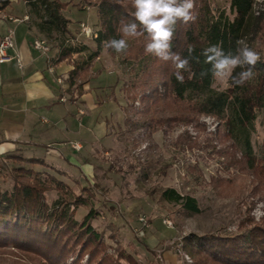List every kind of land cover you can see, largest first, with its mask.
<instances>
[{"label": "trees", "instance_id": "16d2710c", "mask_svg": "<svg viewBox=\"0 0 264 264\" xmlns=\"http://www.w3.org/2000/svg\"><path fill=\"white\" fill-rule=\"evenodd\" d=\"M25 1L34 16V26L52 45L60 48L57 62L69 63L73 56H81L78 61L73 60L68 79L70 90L78 96L92 78L93 62L100 53L106 51L112 58L118 55L103 42L121 38L122 22L134 20V0ZM74 1L79 10L96 9L99 28L94 30L96 38H92V49L81 43L73 44L75 36L68 37L69 21L63 11ZM230 9L233 19H229L224 11L213 8L211 0H195V22L185 25L177 21L170 52L189 58V48L192 49L190 71L182 72L183 84L175 79L170 60L161 61L145 52V45L150 42L146 33L137 38H126L129 49L119 56L122 62L130 65L127 97L131 106L138 103L135 119L130 122L133 130H143L150 137L159 131L166 135L180 124L197 125L203 116L213 118L235 149L233 131L240 129L245 133V150L238 152L239 160L233 156L230 165H239L241 170L251 173L260 187L256 195L259 200H264V139L261 155L256 158L245 132L246 126L264 110V1L230 0ZM53 33L55 39L51 38ZM237 40H244L259 53L256 76L244 86H232L228 81L225 90L217 91L212 88L213 77L210 65L204 62L203 50L222 42L225 54L235 53ZM240 71L237 68L233 75ZM201 72L207 74L201 76ZM218 138L217 134L215 140ZM180 143L193 146L186 139H180ZM32 164L44 166L42 160L25 158L20 151L0 158V253L20 254L24 260L14 264H122V261L138 264L122 248H116L114 254L107 253L108 246L102 233L92 226L101 211L91 203L94 195L87 186L81 187V194L86 192L88 197L76 195L60 179L64 177L62 172L37 171ZM52 192H57L61 200L48 205L45 196ZM161 198L179 206L183 212H200L194 198L182 196L174 189H165ZM88 207L87 213L76 220L77 210ZM112 208L107 206L106 212L111 213ZM141 243L147 253L155 256L144 241ZM181 250L190 257L191 264H264V217L255 222L246 216L238 223L234 234H190L182 238Z\"/></svg>", "mask_w": 264, "mask_h": 264}, {"label": "rangeland", "instance_id": "374dc122", "mask_svg": "<svg viewBox=\"0 0 264 264\" xmlns=\"http://www.w3.org/2000/svg\"><path fill=\"white\" fill-rule=\"evenodd\" d=\"M59 1L68 3L70 0ZM257 1L262 3L264 0ZM76 4L77 1H74L63 11V16L69 21L68 37L75 36L73 44L81 43L92 49V38L81 36L79 32L81 23L98 30L96 9L87 7L79 10ZM211 5L233 19L230 0H211ZM51 36L56 38L55 33ZM80 57L75 55L73 59L78 61ZM98 74L101 77L96 78ZM92 77L97 81L92 84L102 86L101 90L106 93L101 98L102 102H109L98 117L106 121V131L111 136H104V140L100 141L108 146L105 140L111 139L112 151L101 162V171L96 172L94 178L87 180L77 169L71 168L69 177L62 176L60 179L76 195L82 193V186H87L94 195L90 201L101 214L92 226L102 233L108 246L107 253L114 254L119 247L131 254L138 264H162L157 256L163 254L172 256L178 264H191L190 257L181 250L183 237L190 234H234L238 223L246 216L255 222L262 220L264 200H259L256 195L259 185L254 182L251 173L241 170L239 165H230L231 158L234 156L236 159L232 160H239L238 152L245 150V133L238 128L233 131L236 149L232 148L217 121L203 116L198 119L197 125L180 124L166 135L159 131L148 137L143 130H133L131 126L138 103L131 106L127 97L130 65L122 62L119 55L112 58L102 51L93 62ZM109 84L115 85L109 87ZM227 87L228 82L213 78V89L222 91ZM66 106L75 115L76 106L70 103ZM89 116L91 114L86 111L84 122L90 121ZM245 132L249 136L252 155L259 157L264 139V110L246 126ZM217 134L219 138L215 140ZM91 135L87 132L85 136L90 140ZM180 139H186L193 146L182 145ZM23 156L31 157L28 153H23ZM35 156L45 154L42 152ZM60 162L66 163L64 160ZM31 166L37 171L42 170L39 164ZM165 189H174L182 196L194 198L200 212H183L179 206L164 201L161 193ZM81 195L88 197L86 192ZM45 199L48 205L61 200L57 192L46 194ZM107 206L113 207L111 213L106 212ZM88 209L79 208L75 219L79 221ZM140 218L145 220L147 227H142ZM141 241L154 251L155 256L145 251ZM23 260L20 254L11 251L0 253V264ZM122 264L127 263L122 261Z\"/></svg>", "mask_w": 264, "mask_h": 264}, {"label": "crops", "instance_id": "0c3cea01", "mask_svg": "<svg viewBox=\"0 0 264 264\" xmlns=\"http://www.w3.org/2000/svg\"><path fill=\"white\" fill-rule=\"evenodd\" d=\"M25 17L27 20H23ZM8 34L13 36L14 48L5 52L10 61H0V158L20 151L31 155L28 158L42 160L41 172L58 170L69 177L70 169L75 168L87 180L94 178L113 143L106 138L108 146L101 142L104 136L111 137L106 121L98 117L109 103L101 100L106 93L102 86L92 84L101 75L92 77L80 96L74 94L68 84L74 56L69 63L57 62L60 48L53 45L47 54L32 48L34 40L46 37L34 26V16L25 0H0V42ZM64 75L68 79L59 83ZM68 103L76 106L75 115L66 106ZM86 111L91 117L84 122ZM87 132L92 133L90 140L85 136ZM42 152L46 157L35 156ZM63 160L66 163L60 162ZM157 257L162 264H178L170 255Z\"/></svg>", "mask_w": 264, "mask_h": 264}, {"label": "clouds", "instance_id": "9594fccd", "mask_svg": "<svg viewBox=\"0 0 264 264\" xmlns=\"http://www.w3.org/2000/svg\"><path fill=\"white\" fill-rule=\"evenodd\" d=\"M195 0H134V20L124 23L120 28L121 38L104 41L106 48L116 54H125L129 49L126 38H137L145 33L150 42L145 45V52L159 58L161 61H171L174 65L175 79L183 84L182 72L190 71L189 58L192 49L189 48V58H181L180 54L170 52L177 21L187 25L195 22L193 9ZM222 42L212 44L203 50L205 63L210 65L209 71L215 80L231 82L232 86H244L256 76L255 68L260 62L258 52L250 48L244 40H237L235 53L227 54L222 50ZM241 71L233 75L236 69ZM195 75V73H192ZM207 73L201 72V76Z\"/></svg>", "mask_w": 264, "mask_h": 264}, {"label": "built area", "instance_id": "2783aa9c", "mask_svg": "<svg viewBox=\"0 0 264 264\" xmlns=\"http://www.w3.org/2000/svg\"><path fill=\"white\" fill-rule=\"evenodd\" d=\"M9 21L11 22H19L17 19H12L8 18ZM23 20H27V17H25ZM80 35L86 37V38H96V32L91 29L89 26L85 24H80ZM32 48L36 51H39L43 54H47L51 51L52 49V43L51 41L42 38V39H37L32 42ZM14 48V39L11 34L6 35L3 37V39L0 42V61L5 62V61H10V58H8L5 54L6 50L8 49H13ZM16 62L19 64L20 60L18 57H16ZM68 78L66 75L59 77L58 82L63 83L66 81ZM82 114V112H80ZM74 149H78L75 145H73ZM139 222L141 223L142 227H147V224L143 218L139 219Z\"/></svg>", "mask_w": 264, "mask_h": 264}]
</instances>
